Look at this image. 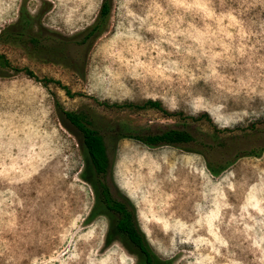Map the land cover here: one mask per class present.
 <instances>
[{
    "label": "rangeland",
    "instance_id": "obj_1",
    "mask_svg": "<svg viewBox=\"0 0 264 264\" xmlns=\"http://www.w3.org/2000/svg\"><path fill=\"white\" fill-rule=\"evenodd\" d=\"M20 2L0 0V30ZM99 3L25 6L47 7L42 26L70 35ZM0 53L11 66L0 69V264H136L114 215L98 204L89 216L93 180L133 210L164 264H264V0H112L105 32L80 53L83 77L16 45ZM146 99L165 111L125 105ZM56 107L94 116L104 174L84 171L75 128ZM121 128H180L195 141L147 146L114 134ZM215 128L233 130V145L207 147Z\"/></svg>",
    "mask_w": 264,
    "mask_h": 264
},
{
    "label": "trees",
    "instance_id": "obj_2",
    "mask_svg": "<svg viewBox=\"0 0 264 264\" xmlns=\"http://www.w3.org/2000/svg\"><path fill=\"white\" fill-rule=\"evenodd\" d=\"M26 0H21L16 20L9 26L0 30V43L21 47L24 52L37 60L48 61L69 67L78 77L84 76V62L80 53L91 46L92 42L103 34L107 28L112 0H100L97 12L93 20L81 30L70 35H61L53 30H48L41 24V14L47 11V7L39 6L36 11L30 12L25 6ZM48 5V4H47ZM9 60L0 53V69L9 67ZM11 67V66H10ZM15 71L21 70L29 77L36 76L28 68L12 67ZM45 83L46 80H42ZM66 94L69 90L59 81H55ZM127 107L153 108L161 112L165 110L157 100L146 99L139 104L126 103ZM59 119L66 126V122L75 128L73 132L78 139L84 155V171L102 175L106 172L109 159L102 135L92 127L94 116L84 109L65 110L56 107ZM67 127V126H66ZM128 131V132H125ZM213 144L207 147L218 146L224 148L233 145L236 134L233 130L215 128ZM119 137H129L147 146L162 144L180 145L195 141V136L180 128H168L157 133L129 132L127 128H121L114 132ZM220 134V135H219ZM233 148V147H231ZM234 149V148H233ZM239 151L234 149V154ZM248 155H257L249 151ZM208 169L212 173L218 170L217 165L208 163ZM84 178V176H82ZM95 193V202L92 205L89 216H93L99 210L98 204L114 215V229L123 236L125 244L132 247L137 254L136 264H164L163 260L156 257L147 246L142 235L138 231L133 210L124 202L111 196L108 187L97 180L91 181Z\"/></svg>",
    "mask_w": 264,
    "mask_h": 264
},
{
    "label": "flooded vegetation",
    "instance_id": "obj_3",
    "mask_svg": "<svg viewBox=\"0 0 264 264\" xmlns=\"http://www.w3.org/2000/svg\"><path fill=\"white\" fill-rule=\"evenodd\" d=\"M115 199H116V198H115ZM117 200H119V199H117ZM120 201H122V200H120ZM107 211H108V210H107ZM108 212H111V211H108ZM102 213L106 214L104 211H103Z\"/></svg>",
    "mask_w": 264,
    "mask_h": 264
}]
</instances>
